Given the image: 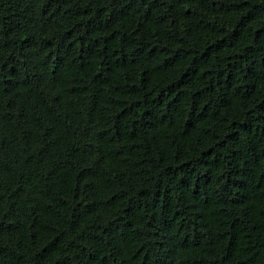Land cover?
I'll return each instance as SVG.
<instances>
[{"label":"trees","instance_id":"1","mask_svg":"<svg viewBox=\"0 0 264 264\" xmlns=\"http://www.w3.org/2000/svg\"><path fill=\"white\" fill-rule=\"evenodd\" d=\"M0 264H264V0H0Z\"/></svg>","mask_w":264,"mask_h":264}]
</instances>
